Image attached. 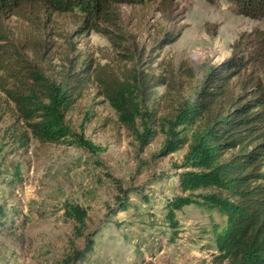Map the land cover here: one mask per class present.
<instances>
[{
	"label": "rangeland",
	"instance_id": "1",
	"mask_svg": "<svg viewBox=\"0 0 264 264\" xmlns=\"http://www.w3.org/2000/svg\"><path fill=\"white\" fill-rule=\"evenodd\" d=\"M175 2L166 17L155 5L120 6L128 51L113 48L94 31L75 35L78 19L53 15L51 61L60 64L63 50L75 48L99 63H136L139 69L158 73L159 63L171 60L176 68L187 63L199 85L211 65L233 54L250 32L264 29V19L240 14L231 0ZM6 25L12 35L19 34L14 17ZM170 33L175 39L161 47L160 40ZM126 52H133L135 61L128 63L120 55ZM164 92L165 86L155 87L141 101L136 130L142 131L147 113L154 116L147 123L152 137L142 145L137 133L119 123L94 84L66 113L68 135L63 139L46 142L29 134L20 142L0 91V264L225 263L215 244V231L225 218L215 209L192 202L173 210L175 227L167 220V202L191 192L180 189L176 175L191 142L192 125L170 122L186 93L176 90L167 98ZM171 130L185 143L164 154ZM209 192L211 188L192 191ZM75 204L85 210L83 224L68 215V206Z\"/></svg>",
	"mask_w": 264,
	"mask_h": 264
},
{
	"label": "trees",
	"instance_id": "2",
	"mask_svg": "<svg viewBox=\"0 0 264 264\" xmlns=\"http://www.w3.org/2000/svg\"><path fill=\"white\" fill-rule=\"evenodd\" d=\"M231 1L240 14L264 19V0ZM137 4L155 5L166 17L172 15L176 2L0 0V91L14 116L19 140H27L29 134L46 142L63 139L68 135L66 113L94 84L119 123L137 133L144 145L152 137L147 123L154 116L147 113L140 125L142 131L136 130L142 99L158 86H165L167 98L174 97L171 93L176 90L186 93L170 122L192 125L191 142L176 175L180 189L191 192L167 202V220L175 227L173 210L192 202L213 208L225 218L224 226L215 231L224 264H264V29L250 32L233 54L211 65L199 85L187 63L176 68L171 60L159 63L161 70L154 73L139 69L136 63L120 67L99 63L71 48L60 53V64L52 63L56 32L49 22L53 15L65 13L78 19L75 35L94 31L113 48L128 51L120 6ZM11 17L20 23L17 36L6 27ZM175 36L165 35L159 45H167ZM120 55L128 63L135 61L133 52ZM20 121L27 129H21ZM184 143L185 139L171 130L163 153L178 150ZM199 188H211L212 192L192 193ZM125 206V202L120 205ZM67 212L79 224L84 223L86 214L80 205H69Z\"/></svg>",
	"mask_w": 264,
	"mask_h": 264
}]
</instances>
